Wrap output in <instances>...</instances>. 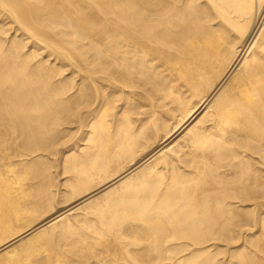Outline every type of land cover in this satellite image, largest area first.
<instances>
[{
	"label": "bare ground",
	"instance_id": "bare-ground-1",
	"mask_svg": "<svg viewBox=\"0 0 264 264\" xmlns=\"http://www.w3.org/2000/svg\"><path fill=\"white\" fill-rule=\"evenodd\" d=\"M0 264H264V0H0Z\"/></svg>",
	"mask_w": 264,
	"mask_h": 264
}]
</instances>
